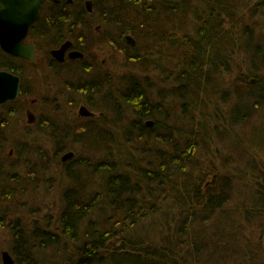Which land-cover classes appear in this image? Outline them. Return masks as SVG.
Segmentation results:
<instances>
[{
  "label": "trees",
  "instance_id": "1",
  "mask_svg": "<svg viewBox=\"0 0 264 264\" xmlns=\"http://www.w3.org/2000/svg\"><path fill=\"white\" fill-rule=\"evenodd\" d=\"M86 1L91 2L90 13L83 5ZM73 2L45 3L47 40L57 45L62 38L73 37L89 52V37L97 32L85 18L98 14L103 24L119 23V32L108 38L109 45L114 54L125 55L127 68L142 72L145 78L128 75L122 84L109 76L96 81L105 70L95 68L86 78L89 88L71 90L74 106V95L79 93L90 109H100L99 120L107 121L108 126L96 118L86 124L82 123L85 119L79 120L75 126L78 134L74 131L76 138L70 141L87 147L89 155L78 161L75 170L69 168L71 161L62 164L67 185L57 222L31 229L22 223L12 226L15 264H54L55 258L68 252L70 264H264V247L236 250V230L243 231L264 210V129L260 124L264 119V96L260 95L264 94V0ZM64 23L69 25L62 27ZM125 33L134 44L125 40ZM155 45H164L166 54H175L173 61L166 56L169 68L157 66L151 58ZM237 54L250 59L255 77L239 76L225 83L219 73H231ZM6 64L0 58V69L9 70ZM158 68L167 76L158 85L159 99L148 103L146 85ZM30 70L37 74L35 68ZM13 72L23 80L19 97H28L24 85L28 71ZM225 95L231 100L225 101ZM215 96L217 109L213 106L214 110L207 111L205 101ZM125 108L130 120L128 130L122 127L121 131L133 149L128 159L116 147L119 132L112 129L127 116ZM109 110L113 120L106 118ZM6 111L14 114L12 109ZM146 120L152 125L147 126ZM4 122L5 117H0V127ZM239 130L245 135L237 134ZM201 146L209 156L213 149L216 153L227 148L220 163L227 173L215 180L219 189L202 186L204 176L214 170L208 167L206 173H200L197 152ZM236 155L239 166L235 168ZM85 171L92 174L93 181L79 176ZM8 181L17 186L15 174ZM233 181L236 187L240 184L237 189L244 204L251 201L246 206L251 213L242 214L244 218L227 215L233 203ZM6 190L0 200L9 202L14 189L9 186ZM154 217L162 230L157 239L147 232L148 219ZM145 230V235L140 233ZM207 255H215L221 262L211 261Z\"/></svg>",
  "mask_w": 264,
  "mask_h": 264
},
{
  "label": "rangeland",
  "instance_id": "2",
  "mask_svg": "<svg viewBox=\"0 0 264 264\" xmlns=\"http://www.w3.org/2000/svg\"><path fill=\"white\" fill-rule=\"evenodd\" d=\"M78 5L77 3L75 4ZM85 6V2L83 3ZM86 7V6H85ZM87 9V7H86ZM78 11V10H75ZM84 17V16H83ZM260 18H263V16L259 15ZM88 23L91 25L93 31L97 33H92L89 37L91 40V47L89 48V52H85L86 55L94 54L95 59H106V64L109 65L107 72L109 77H114L115 81H120L119 84L125 83L127 81L128 75H133L136 77L140 76L142 80L145 78L144 74L139 71L131 70L126 67V64L123 63L125 61V55L122 53H113V49H111L109 45V37H114L117 32H119L118 27L119 23L111 24V27L108 26L106 23H101L103 20L100 18L98 14H92L88 15V18H85ZM106 22V21H104ZM100 26L99 30H96L95 26ZM107 25L106 28L105 26ZM109 34V35H108ZM129 36L130 39H133L128 33H125V37ZM101 37H105L106 39H102ZM88 39V40H89ZM135 43V41H134ZM255 43V42H254ZM56 43H52L49 39H40L36 38V47H37V53H38V59H37V65L34 66L36 69L38 75L43 76V73H48L47 79L49 82H52L53 88L52 95L56 96V100L52 97V104L53 105H59L60 109L56 113V111H51V106L43 103L42 98H40L41 94L38 88L30 89L31 82L29 81V77H25L24 85L26 89L30 92L29 97L31 99H35L36 103L31 104L32 108L34 109V112L36 113L37 117L38 114L41 112L43 114L49 113V115H56L60 124H66L69 127L79 125V120H83V118L79 117L77 115L78 109L80 105H85L88 107L89 110H92L93 112V118L98 119L103 115V113H100V109H90L88 105H86L79 97L80 94L77 93L76 96V104L73 107H70V96L72 95L69 91H64L61 89L63 86V81L75 80L76 75L71 73H65L61 76H53L52 71H48L46 69L45 63L47 60V52L49 49L55 47ZM170 45V44H169ZM167 50L172 47L167 46ZM166 46L162 45H155L153 50L150 52L152 55L151 58H154L155 63H157V66L163 64L165 67H170V62L167 60L166 56L168 57L169 54L165 53ZM106 54L113 55L111 57V60L108 58V56H105ZM170 61H173L175 59V54L169 55ZM257 60V58H255ZM146 61V60H145ZM98 63V62H97ZM173 63V62H172ZM232 64V70L229 74H222L219 73L222 76H219L221 79L224 80L225 83H228L229 80H232L236 77H243V78H254L255 76L252 74V72L255 70V68H251L250 59L245 54H237L235 55V59L231 62ZM103 65L98 63L96 66V70H103ZM32 70H30L31 73ZM154 77L149 82L150 85L147 83L146 87L148 88L149 93V102H154L159 99L158 95V85L163 82L167 75L163 76L162 70L158 68L156 72L153 73ZM259 75V74H258ZM163 76V78H162ZM144 77V78H143ZM149 81L148 79H146ZM260 79L259 81H261ZM108 81H105L104 83H107ZM103 83V84H104ZM65 85V84H64ZM112 85V84H111ZM113 87L117 86V84H113ZM122 86V89H124V84L120 85ZM119 88V87H118ZM156 89V90H155ZM60 90V91H59ZM62 95L63 100L59 101V97ZM225 101L231 100L228 95H225ZM38 99V100H37ZM97 101H100L98 98ZM38 103V104H37ZM120 103H123L122 100ZM30 105V104H29ZM204 108L209 110H214V108L217 109L219 105L217 96L213 97L212 100H209L208 102L205 101ZM214 106V108H213ZM27 107V102L25 99H17L12 100L11 103H5V105H1L0 107V117H5V126L0 127V195L7 192V188L10 186L13 190V196L10 198L9 202L7 200H0V264H1V252L2 251H8L11 255V247L13 246V243L11 241V229L12 226L15 223H19L20 226L24 224L28 229H31L33 227H41V226H47V224H54V222H57L58 220V214L61 208V195L63 192V189L67 185L66 176L64 173L63 165L62 164H69L70 167L75 170L76 165L78 164V161L81 160L83 157L89 155V150L84 145L77 144L76 141H70L72 139L67 138L66 140H63V138H51L48 134L46 128H37L35 126L30 127L27 126V115L25 114V109ZM221 108L225 109L226 106L221 104ZM6 109L13 110L14 114H10L6 111ZM110 111V110H109ZM125 114L124 116L120 118V122L118 125L109 126L110 128L116 130L119 137L116 136V139H119L118 145L120 152L122 153V156L124 159H128L130 153L133 152V149L131 148L132 145H128L127 139H123L122 135V127L125 129V131L128 130L129 125V114L127 112V109L124 110ZM263 112V111H262ZM77 118V119H76ZM108 120H113L111 111L106 116ZM116 119L117 117L114 116ZM257 118L259 119V113L257 115ZM54 120V119H53ZM97 120V121H98ZM55 121V120H54ZM101 123H100V122ZM98 122L101 125L108 126L107 121L103 122L102 120H99ZM56 122V121H55ZM82 123H85L83 121ZM59 124V125H60ZM260 124L263 126L264 129V119L261 120ZM117 126H120V130ZM63 126L60 125L58 129H62ZM70 129V128H68ZM241 135L242 133L239 130V133ZM117 135V134H116ZM231 135V134H230ZM245 135V134H242ZM232 136V135H231ZM65 143V144H64ZM68 148L64 150V148ZM199 170L200 173H206L207 168L210 167L214 170L211 174H208L207 176H204V180L202 182V186L205 188L206 185L215 186L218 188L217 183L215 182L216 179H218L219 176L227 173L225 169H222L221 167V155H227L228 151L226 149H222L220 152H216L211 150V155L209 156L207 154L206 148L204 146L199 147ZM138 151V149H137ZM137 151H134V154H138ZM68 152H72V157L68 158L65 161H62V156ZM132 154V155H134ZM143 156V155H142ZM94 157V156H93ZM238 156H235V165L234 167L239 166L238 162ZM77 162V163H76ZM35 171V173H34ZM88 171V170H87ZM90 171V170H89ZM16 175V178L18 180L17 186H15L13 183H11L9 178L12 175ZM28 174H33L28 175ZM218 174V175H217ZM79 176L81 178H84L86 180L93 181L92 174L88 175V173L85 171L83 173L79 172ZM214 177V179H213ZM216 177V178H215ZM20 186V188H19ZM26 186V189L24 188ZM240 184H237V187H239ZM236 184L233 181L231 194H232V207L228 208L227 215H230L229 217L234 216L235 218H244L242 214L247 212L250 214L249 207L251 205L250 203L244 204V201L241 199V194L239 190L237 189ZM22 189V190H21ZM242 203V204H241ZM246 206L247 210H246ZM18 219V222H17ZM151 220V221H150ZM148 221H150L148 223ZM147 221V229H148V235L152 238L157 239V237H160L161 229H158L157 226H159V222L157 220V217H154L153 219H148ZM233 226V225H232ZM22 227V226H21ZM155 227H157L155 230ZM235 227H233L234 229ZM232 229V230H233ZM156 231V232H154ZM140 233L146 234L145 231H141ZM236 234L238 235V242L236 244V250L238 252H243L244 248H249L252 251H258L259 247H264V210H262V214H257L255 217H252L251 221L246 224V227L243 228V231L236 230ZM243 248V249H242ZM37 252V251H36ZM70 255L63 254L59 257L62 258H55L54 264L59 263L62 264L64 261H66V258ZM12 256V255H11ZM207 257L211 261H215L217 263H220L221 261L215 259V255H212L211 257L207 255ZM229 258V257H226ZM224 261V257L222 258V262ZM227 263L226 261L223 262Z\"/></svg>",
  "mask_w": 264,
  "mask_h": 264
},
{
  "label": "flooded vegetation",
  "instance_id": "3",
  "mask_svg": "<svg viewBox=\"0 0 264 264\" xmlns=\"http://www.w3.org/2000/svg\"><path fill=\"white\" fill-rule=\"evenodd\" d=\"M61 0H58V2H53V3H59ZM47 2V1H46ZM44 2L43 4H41L40 6V14L39 17L37 18V20L31 24L29 26V28L27 29L26 35L22 38L21 40V45L23 46H28V45H34V59L30 60L27 57H22V56H17V55H12L9 54L7 52H5L4 50L1 49L0 47V58L3 59L5 61V63H7L6 65L8 66L9 71L13 74L18 75L17 73L13 72V69L18 70L20 72V74H24L28 71L26 77L30 78V89L38 88L39 87V91H40V98H42L43 103L51 106L52 108L50 109L51 111H56V113L58 112V110L60 109L59 105H53L52 104V97L54 100H56V96L52 95L51 92H53V88L55 87L54 85L52 86V82H49L47 79L46 75H49L48 73H43L41 75L35 74L32 75V73H30V69H33L34 66L37 65V59H38V53H37V47H36V38H40V39H46L47 38V33H48V22L46 21L45 17L46 15H44V13L42 12V9L45 5ZM67 2L69 3H74L73 0H67ZM75 10H77V8H74ZM77 13L80 14V12L76 11ZM88 13H90L91 11H88ZM84 16H86V12L84 13ZM69 24H62L61 26H67ZM96 30H99L100 26H95L94 27ZM62 30L60 29L59 33ZM80 34L84 35L83 31L80 32ZM109 35V34H108ZM63 39V40H62ZM61 42H59L55 47L51 48L48 50L49 54H47V60L45 63L46 69L48 71H52L53 76H61L65 73H71L76 75L75 80H70V82L68 81H63L62 84V90L64 91H69L71 93V90L73 91L74 88H86L88 87L91 83L90 82H86V78L88 77V75L91 73H93L95 71L96 66L98 65V63H100L101 65H103V69L105 70L104 73H101V75L97 76L96 78H98L96 81H101L103 80V78L105 79V77H107L108 72L107 69L109 67L108 64H106V59L107 58H102L100 59H95V55L94 54H90V55H86L85 52L80 48L79 44L76 42V40L72 37H66L65 39L62 38ZM126 40V39H125ZM66 41H70L71 44L70 46L67 48V50L65 51V54L63 56V60L62 61H58L56 60L51 54L50 51L52 49L58 48L60 47L64 42ZM72 51H79L82 53V57H70L69 54ZM105 56H108V58L111 60V57L113 55L110 54H106ZM98 62V63H97ZM0 70H5V69H0ZM19 76V75H18ZM20 78V91H21V83H22V78L21 76H19ZM26 88V87H25ZM89 88V87H88ZM60 91V90H59ZM61 97H59V101L63 100V96L60 95ZM17 99H25L27 102V107L25 109V114L27 115V111L29 110L33 116H34V120L31 123H28L27 126L30 127H37V128H46L49 129L47 130L48 134L50 135L51 138H76V135L78 134V128H76L75 126L69 127L68 125L64 124H60L59 120L57 118L56 115H49V113L47 114H43V113H39L38 117L36 115V113L34 112V109L32 108L31 104H35L36 100L35 99H31L29 96L28 97H18ZM16 99V100H17ZM38 100V99H37ZM7 103V102H5ZM5 103H2L0 105H5ZM30 104V105H29ZM38 104V103H37ZM70 107H73V103L69 104ZM80 107H85L87 109V111L90 112L89 115H80L79 114V109ZM77 112V115L83 119H85V124L87 123V120L90 118H93V112L90 111L88 109V107H86L85 105H80ZM56 121H54V120ZM63 126L62 129H58L60 125ZM145 124L147 126H151V124H148V120L145 121ZM70 128V129H68ZM76 128V129H74ZM74 131L76 132V135H74Z\"/></svg>",
  "mask_w": 264,
  "mask_h": 264
},
{
  "label": "water",
  "instance_id": "4",
  "mask_svg": "<svg viewBox=\"0 0 264 264\" xmlns=\"http://www.w3.org/2000/svg\"><path fill=\"white\" fill-rule=\"evenodd\" d=\"M46 1L58 2V0H0V47L5 52L34 59V45H21L22 38L26 35L27 29L33 24L40 14V6ZM87 10L91 11V2L85 3ZM126 40L130 44H134V40L126 36ZM71 42L66 41L60 47L52 49L50 54L58 61L63 60L65 51ZM70 57H82L79 51H72ZM20 78L6 70H0V104L9 100H14L19 96ZM80 115H89L85 107H80ZM34 120L33 114L27 111V122ZM151 124V121H148ZM73 153L68 152L62 156V161L72 157ZM1 264H15L13 257L8 251L1 252ZM68 264V263H64Z\"/></svg>",
  "mask_w": 264,
  "mask_h": 264
},
{
  "label": "bare ground",
  "instance_id": "5",
  "mask_svg": "<svg viewBox=\"0 0 264 264\" xmlns=\"http://www.w3.org/2000/svg\"><path fill=\"white\" fill-rule=\"evenodd\" d=\"M261 96H264V94H260ZM66 188V187H65ZM64 188V189H65ZM40 228V227H39ZM64 263H68V264H70L68 261H64L62 264H64ZM59 264V263H58Z\"/></svg>",
  "mask_w": 264,
  "mask_h": 264
}]
</instances>
